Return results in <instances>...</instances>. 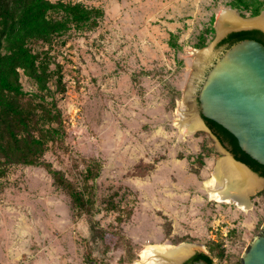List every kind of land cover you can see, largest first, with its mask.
<instances>
[{
	"label": "rangeland",
	"instance_id": "374dc122",
	"mask_svg": "<svg viewBox=\"0 0 264 264\" xmlns=\"http://www.w3.org/2000/svg\"><path fill=\"white\" fill-rule=\"evenodd\" d=\"M63 1L99 7L103 16L51 48L62 66L63 87L50 88L64 138L49 142L42 158L90 195L91 214L72 205L43 165L8 164L0 176V264H131L147 245L182 241L217 264L240 261L264 224V182L249 194V209L211 197L205 182L227 152L208 130L187 134L176 121L190 81L195 98L225 44L214 46L199 77L193 51L215 39L223 8L249 18L255 0ZM20 79L24 90H37L23 72ZM93 160L98 175L86 179Z\"/></svg>",
	"mask_w": 264,
	"mask_h": 264
},
{
	"label": "trees",
	"instance_id": "16d2710c",
	"mask_svg": "<svg viewBox=\"0 0 264 264\" xmlns=\"http://www.w3.org/2000/svg\"><path fill=\"white\" fill-rule=\"evenodd\" d=\"M240 1L249 5L246 0H235L234 5L239 6ZM262 2L264 0H255L251 15L260 13ZM102 16L101 8L81 2L0 0V176L8 164L43 165L53 181L69 194L72 205L87 215L91 214L93 202L90 195L86 197L61 170L53 168L42 157L49 142L64 138L60 110L50 88V83L63 87L62 66L51 48L72 28L94 29ZM243 38L264 43V33L253 28L232 31L219 44L229 46ZM53 62L55 65L51 67ZM21 72L36 84V91L24 90ZM203 119L219 140L227 144L236 159L264 176V165L239 146L234 134L211 118L203 116ZM92 162L88 163L86 179L98 175L97 162ZM197 259L213 263L209 254L198 251L182 264Z\"/></svg>",
	"mask_w": 264,
	"mask_h": 264
},
{
	"label": "water",
	"instance_id": "95a60500",
	"mask_svg": "<svg viewBox=\"0 0 264 264\" xmlns=\"http://www.w3.org/2000/svg\"><path fill=\"white\" fill-rule=\"evenodd\" d=\"M264 13L262 10L258 15ZM215 39L206 47L213 53L214 46L230 32L258 28V25L230 27L222 32L218 30ZM199 50V49H198ZM212 56V54H211ZM194 60V76H201L204 66L209 63ZM201 71L196 74V69ZM193 81L190 82L191 87ZM193 98L203 129L211 132L215 140L223 147L233 160L242 164L251 173L261 178L264 176L254 171L249 165L235 158L227 144L222 143L206 124L203 116L211 118L227 128L237 138L239 146L252 158L264 165V43L254 38H243L227 46L210 62L207 72L201 77V84ZM193 89V87H192ZM195 252L198 250L195 249ZM182 259L177 264L189 258ZM214 264H217L213 261ZM191 264H212L204 259H197ZM233 264H264V224L245 247L240 261Z\"/></svg>",
	"mask_w": 264,
	"mask_h": 264
},
{
	"label": "bare ground",
	"instance_id": "6f19581e",
	"mask_svg": "<svg viewBox=\"0 0 264 264\" xmlns=\"http://www.w3.org/2000/svg\"><path fill=\"white\" fill-rule=\"evenodd\" d=\"M218 19L217 27L220 32L230 27L239 26L258 25L264 28V13L260 16L245 18L231 8H223L218 15ZM193 53L196 61L201 63L208 60L212 51L208 46L199 50L196 48ZM199 71H201L200 67L196 69V74ZM187 92L186 99L180 102L176 123L180 130L190 134L204 126L197 114L190 84ZM262 182L261 178L233 160L228 153H225L217 160L212 178L205 182V187L210 196L216 200H224L225 202L234 200L240 207L249 209L251 207L249 194ZM139 227L141 226L139 225ZM197 245L190 241H182L173 245H147L141 251V260L135 263L131 262V264H177L191 254Z\"/></svg>",
	"mask_w": 264,
	"mask_h": 264
},
{
	"label": "flooded vegetation",
	"instance_id": "af4514ba",
	"mask_svg": "<svg viewBox=\"0 0 264 264\" xmlns=\"http://www.w3.org/2000/svg\"><path fill=\"white\" fill-rule=\"evenodd\" d=\"M251 29H253V28H251ZM257 29H258V28H257ZM262 32H263V31H262ZM263 33H264V32H263ZM195 253H196V252H195ZM195 253H194V254H195ZM192 255H193V254H192ZM192 255H191V256H192ZM191 256H190V257H191ZM190 257H189V258H190ZM189 258H187V259H189ZM187 259H186V260H187ZM186 260H185V261H186ZM181 264H182V263H181ZM190 264H191V263H190ZM212 264H214V263H212Z\"/></svg>",
	"mask_w": 264,
	"mask_h": 264
}]
</instances>
